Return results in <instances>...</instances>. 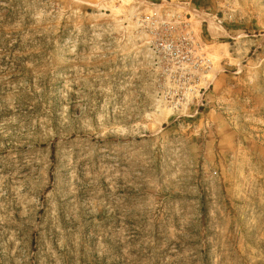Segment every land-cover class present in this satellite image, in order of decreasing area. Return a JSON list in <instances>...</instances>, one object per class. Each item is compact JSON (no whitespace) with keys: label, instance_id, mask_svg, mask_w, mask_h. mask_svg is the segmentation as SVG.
<instances>
[{"label":"rangeland","instance_id":"374dc122","mask_svg":"<svg viewBox=\"0 0 264 264\" xmlns=\"http://www.w3.org/2000/svg\"><path fill=\"white\" fill-rule=\"evenodd\" d=\"M0 264H264V0H0Z\"/></svg>","mask_w":264,"mask_h":264},{"label":"built area","instance_id":"2783aa9c","mask_svg":"<svg viewBox=\"0 0 264 264\" xmlns=\"http://www.w3.org/2000/svg\"><path fill=\"white\" fill-rule=\"evenodd\" d=\"M148 20L150 33L154 35V38L160 40L158 44L160 52L170 56L179 64L189 63L197 69H209L211 67L212 61L210 58L206 56L191 58L189 53L185 51L184 43L173 37L172 30H175L174 24H184V26L188 24L183 20V16L180 13H167L161 17H150ZM184 40L186 41L187 39L184 37Z\"/></svg>","mask_w":264,"mask_h":264}]
</instances>
